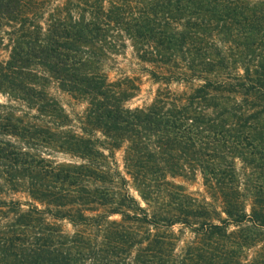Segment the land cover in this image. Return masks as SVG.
<instances>
[{
	"label": "trees",
	"instance_id": "obj_1",
	"mask_svg": "<svg viewBox=\"0 0 264 264\" xmlns=\"http://www.w3.org/2000/svg\"><path fill=\"white\" fill-rule=\"evenodd\" d=\"M0 264H264V0H0Z\"/></svg>",
	"mask_w": 264,
	"mask_h": 264
},
{
	"label": "rangeland",
	"instance_id": "obj_2",
	"mask_svg": "<svg viewBox=\"0 0 264 264\" xmlns=\"http://www.w3.org/2000/svg\"><path fill=\"white\" fill-rule=\"evenodd\" d=\"M7 57V53L6 52H2L1 54V58H6ZM122 58H120L118 61L121 62L120 65H108V67L111 68V70L113 71L110 76L111 78L116 77V71H128L127 73L130 74V69H136L135 65H124L122 62ZM143 85H142V91L141 93L132 101V106H142V105H147L149 104L154 96V93L156 92L158 86L157 85H153L152 82L148 79V76H142L141 77ZM53 87V86H52ZM51 92L56 94V89L51 88ZM2 100H4L3 97H1ZM66 101V100H65ZM84 110V104H80L77 105V111H83ZM116 159L118 162V165L122 168V152L119 151L116 153ZM202 188L200 187V185H194L192 187H190V191H199ZM66 230L71 232V226L70 225H66ZM191 235L190 234H186L185 238L186 239H190Z\"/></svg>",
	"mask_w": 264,
	"mask_h": 264
}]
</instances>
